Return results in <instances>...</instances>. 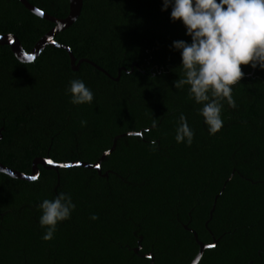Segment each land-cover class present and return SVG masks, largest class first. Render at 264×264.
I'll return each instance as SVG.
<instances>
[{"label":"trees","instance_id":"16d2710c","mask_svg":"<svg viewBox=\"0 0 264 264\" xmlns=\"http://www.w3.org/2000/svg\"><path fill=\"white\" fill-rule=\"evenodd\" d=\"M28 1L57 18L69 14V0ZM162 6L163 0H84L78 20L55 37L78 61L89 59L112 77L126 68L119 81L85 62L73 71L68 53L51 45L32 63L0 46L4 165L30 174L36 157L95 163L116 136L143 131L118 140L101 164L107 177L82 167L40 166L30 182L0 172V264H150L141 256L149 252L154 264H190L199 245L180 220L212 243L205 223L232 173L209 223L221 239L198 264H248L264 249V70L241 65L244 76L232 86L236 107L224 102L223 127L210 135L190 86H174L184 70L173 42L191 38ZM54 26L19 0H0V33L15 34L26 50ZM75 79L94 93L91 104L70 103L66 89ZM181 113L195 132L191 146L175 140ZM60 192L76 208L44 241L37 206ZM227 193L235 197L236 218H223ZM140 236L139 255L133 246Z\"/></svg>","mask_w":264,"mask_h":264},{"label":"clouds","instance_id":"9594fccd","mask_svg":"<svg viewBox=\"0 0 264 264\" xmlns=\"http://www.w3.org/2000/svg\"><path fill=\"white\" fill-rule=\"evenodd\" d=\"M169 7L172 22H182L191 38L190 43L173 42L184 70V78L176 80L174 86H190L192 99L203 105L200 115L209 134L215 135L223 127L224 102L236 107L232 86L244 76L241 65L264 70V0H163L161 10ZM66 93L73 105L91 104L94 100V93L80 79L70 81ZM194 137L187 117L181 113L176 142L191 146ZM37 207L42 213L40 227L45 230L42 239L52 241L58 224L71 219L76 205L70 194L60 192ZM91 219L99 217L94 214Z\"/></svg>","mask_w":264,"mask_h":264},{"label":"water","instance_id":"95a60500","mask_svg":"<svg viewBox=\"0 0 264 264\" xmlns=\"http://www.w3.org/2000/svg\"><path fill=\"white\" fill-rule=\"evenodd\" d=\"M19 1L31 13H33L34 15H36V16L44 19V20L50 21L55 26L50 31H48L41 39H39L31 50H26L23 47L20 39L15 34H12V33H4V34L0 33V46H9L11 48L12 52L14 53L15 57L20 62L32 63L33 61H35L40 56V54L44 51V49L47 46L51 45V46L63 49L68 53V55L70 57V61H71V63H70L71 68L73 71H78L80 69L81 64L83 62H85V63L92 65L97 70L105 73L107 76L111 77L113 80L119 81L120 76H121V71L122 70L126 71V68L120 69L118 77H116V78L112 77L104 68L100 67L99 65H97L96 63H94L93 61H91L89 59H80L78 61L77 58L74 56V54H73V52L69 46L64 45V44H60L59 42H57L55 40V37L57 36V34L68 29L69 27H71L78 20V18L81 15V12H82L84 0H69V14L65 18H57V17L45 12L44 10L36 7L35 5H33L28 0H19ZM29 56H33V57H35V59L29 60L28 59ZM135 67H138V64L136 62L133 63L131 72L135 69ZM255 69H253V71H255ZM142 132L143 131H139V132L130 131V132L116 136L113 140L112 147L109 150L105 151L102 154V156L100 157V159L98 161H96L95 163H88V162H84V161H73V162H69V163H57V162L53 161L49 156H47V157H36L33 160L32 171L30 174H26V173L20 172L16 169L10 168V167L4 165L2 162H0V172L10 176L11 178L30 182V181H35L39 178V176H40L39 167L40 166H42L46 169H49V170H54L56 172H59V170L62 168L82 167V168H86V169L96 170L100 175L107 177L109 172H106L103 174L101 164H102L103 160L108 155H110L111 153H113L115 151L118 140L122 137H125V136H141ZM49 160L52 161L51 164L48 163ZM232 176H233V173H232L231 177L225 181L223 188L220 191V193L217 194L214 198L213 206H212V209L210 210V218L205 223V226L209 231H211L209 229V223H210V221L213 217V214L216 210L217 201H218L221 193L225 189L227 183L232 178ZM185 227L189 232H191L194 235L195 240L199 245V251L190 264H198L200 262L201 258L203 257L205 251L207 249H211V248L216 247V245L218 244L221 237L217 239L213 235V242L210 244H205L204 242H202L199 239L198 233L194 229L189 228L188 226H185ZM142 240H143V237H140L139 242H138V246L134 249V251L136 253H138L142 248V245H141ZM142 256L144 258L150 259L151 260L150 264H154L155 257H154V254L152 252L146 253Z\"/></svg>","mask_w":264,"mask_h":264},{"label":"flooded vegetation","instance_id":"af4514ba","mask_svg":"<svg viewBox=\"0 0 264 264\" xmlns=\"http://www.w3.org/2000/svg\"><path fill=\"white\" fill-rule=\"evenodd\" d=\"M46 169V168H45ZM46 170H49V169H46ZM54 171V170H53ZM56 172V171H55ZM234 172V171H233ZM59 177V175H58ZM221 208H222V212H223V218L225 219H232V218H236L238 216V213L237 212V205H236V200H235V197L230 194V193H227V194H223L221 196ZM180 223L181 225L184 227V229H186L185 226H188L189 225L187 223H184L180 220ZM190 228V227H189ZM187 230V229H186ZM188 231V230H187ZM209 231V230H208ZM212 236H213V233L212 231H209ZM142 237V236H140ZM140 239V238H139ZM139 242V241H138ZM138 245L136 246H133V251L134 249L137 247ZM143 249V246L141 248V250ZM140 250V251H141ZM140 251L138 253H135L136 254H139L140 255ZM150 253V252H149ZM146 254V253H145ZM144 255V254H141V256ZM143 257V256H142ZM264 261V249H259L256 253H254L253 255V259H250L248 261V264H257L258 262H262Z\"/></svg>","mask_w":264,"mask_h":264},{"label":"snow or ice","instance_id":"6c2138e0","mask_svg":"<svg viewBox=\"0 0 264 264\" xmlns=\"http://www.w3.org/2000/svg\"><path fill=\"white\" fill-rule=\"evenodd\" d=\"M28 59H29V60H33V59H35V57H33V56H29V57H28ZM48 163H49V164H51V163H52V161H51V160H49V161H48Z\"/></svg>","mask_w":264,"mask_h":264}]
</instances>
